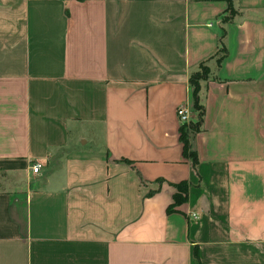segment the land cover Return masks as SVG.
Wrapping results in <instances>:
<instances>
[{
    "label": "crops",
    "instance_id": "obj_1",
    "mask_svg": "<svg viewBox=\"0 0 264 264\" xmlns=\"http://www.w3.org/2000/svg\"><path fill=\"white\" fill-rule=\"evenodd\" d=\"M0 264H264V0H0Z\"/></svg>",
    "mask_w": 264,
    "mask_h": 264
},
{
    "label": "trees",
    "instance_id": "obj_2",
    "mask_svg": "<svg viewBox=\"0 0 264 264\" xmlns=\"http://www.w3.org/2000/svg\"><path fill=\"white\" fill-rule=\"evenodd\" d=\"M204 66V70H205V74L202 76H198V78H195L194 76H197V71H195L194 73H192L190 75L189 78V83L192 87V98H193V105H194V110H200L202 112V106L199 102V81L200 79L204 78L206 76L207 73V68L205 65H200V68H202ZM199 68V69H200ZM201 115V114H200ZM193 125H195L194 123L191 124V122L189 121L188 123H183L180 124V140L183 143V154L184 156L190 158L192 160L193 165L196 164L197 162V157L196 154L194 153V151L190 150L189 147V142H188V138H187V132L189 128H197L198 127V123H196V126L193 127ZM176 188L177 191L174 193L173 195V202L168 206L167 208V212L170 211H174L176 210V207L181 205L182 203H184L187 199V188L188 185L186 182H180L178 184H176Z\"/></svg>",
    "mask_w": 264,
    "mask_h": 264
},
{
    "label": "built area",
    "instance_id": "obj_3",
    "mask_svg": "<svg viewBox=\"0 0 264 264\" xmlns=\"http://www.w3.org/2000/svg\"><path fill=\"white\" fill-rule=\"evenodd\" d=\"M190 113L191 112L186 105L178 106V108L176 110V114L178 116V121L180 122V124L188 123L190 121ZM40 167H41V165L38 162H36V163H33L30 165V170L33 173H36V172H38Z\"/></svg>",
    "mask_w": 264,
    "mask_h": 264
},
{
    "label": "rangeland",
    "instance_id": "obj_4",
    "mask_svg": "<svg viewBox=\"0 0 264 264\" xmlns=\"http://www.w3.org/2000/svg\"><path fill=\"white\" fill-rule=\"evenodd\" d=\"M204 74H205V70H204V66H203L202 68L198 69L197 76L195 75L194 77L198 78V76H202ZM196 112H197L198 116H200L201 111L200 110H196ZM195 126H196V124L193 125V127H195Z\"/></svg>",
    "mask_w": 264,
    "mask_h": 264
}]
</instances>
